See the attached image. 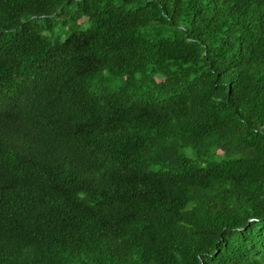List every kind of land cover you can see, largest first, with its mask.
<instances>
[{
	"label": "trees",
	"instance_id": "trees-1",
	"mask_svg": "<svg viewBox=\"0 0 264 264\" xmlns=\"http://www.w3.org/2000/svg\"><path fill=\"white\" fill-rule=\"evenodd\" d=\"M0 264H264V0H0Z\"/></svg>",
	"mask_w": 264,
	"mask_h": 264
}]
</instances>
